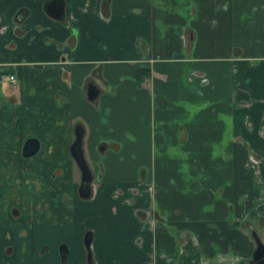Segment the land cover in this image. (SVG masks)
<instances>
[{
    "label": "crops",
    "instance_id": "obj_1",
    "mask_svg": "<svg viewBox=\"0 0 264 264\" xmlns=\"http://www.w3.org/2000/svg\"><path fill=\"white\" fill-rule=\"evenodd\" d=\"M47 1L0 0V264H247L264 0H62L59 18Z\"/></svg>",
    "mask_w": 264,
    "mask_h": 264
},
{
    "label": "water",
    "instance_id": "obj_2",
    "mask_svg": "<svg viewBox=\"0 0 264 264\" xmlns=\"http://www.w3.org/2000/svg\"><path fill=\"white\" fill-rule=\"evenodd\" d=\"M62 0H48L45 3V11L54 17L59 18L62 15ZM93 88L89 90V95L93 93ZM74 138L69 145V152L79 169L80 179L77 187V191L80 196L87 197L89 195V182L91 180V172L85 160V157L81 148V138H82V127L79 124L74 126ZM38 148V142L34 138H27L21 148V154L23 156H29L35 153ZM249 236L254 241V248L251 252V256L247 264H264V243L260 240L254 229L249 230ZM90 232L86 231L83 237V243L85 247L88 248L90 242ZM89 256V252H87Z\"/></svg>",
    "mask_w": 264,
    "mask_h": 264
},
{
    "label": "flooded vegetation",
    "instance_id": "obj_3",
    "mask_svg": "<svg viewBox=\"0 0 264 264\" xmlns=\"http://www.w3.org/2000/svg\"><path fill=\"white\" fill-rule=\"evenodd\" d=\"M4 75V73H2V71H1V74H0V78L2 77ZM9 75H11L12 76V79L10 80V79H8V80H10V81H14V76L12 75V74H8V76ZM8 76H7V78H8ZM78 168V167H77ZM79 170V169H78ZM90 170V169H89ZM91 172V171H90ZM79 174H80V172H79ZM79 179H80V177H79ZM91 180H92V174H91ZM91 180H90V182H89V190H90V192H91ZM78 192V191H77ZM90 192H89V195H90ZM79 194V193H78ZM88 195V196H89ZM80 196V195H79ZM87 196V197H88ZM82 197V196H81ZM87 197H82V198H87ZM87 231V230H86ZM87 248V247H86ZM87 252H89L88 250H87ZM86 255H87V253H86ZM89 257H90V254H89V256L87 255V258L89 259Z\"/></svg>",
    "mask_w": 264,
    "mask_h": 264
},
{
    "label": "rangeland",
    "instance_id": "obj_4",
    "mask_svg": "<svg viewBox=\"0 0 264 264\" xmlns=\"http://www.w3.org/2000/svg\"><path fill=\"white\" fill-rule=\"evenodd\" d=\"M66 228H73V224H67Z\"/></svg>",
    "mask_w": 264,
    "mask_h": 264
},
{
    "label": "trees",
    "instance_id": "obj_5",
    "mask_svg": "<svg viewBox=\"0 0 264 264\" xmlns=\"http://www.w3.org/2000/svg\"><path fill=\"white\" fill-rule=\"evenodd\" d=\"M7 71V69H2V73H5Z\"/></svg>",
    "mask_w": 264,
    "mask_h": 264
},
{
    "label": "built area",
    "instance_id": "obj_6",
    "mask_svg": "<svg viewBox=\"0 0 264 264\" xmlns=\"http://www.w3.org/2000/svg\"><path fill=\"white\" fill-rule=\"evenodd\" d=\"M8 79H10V80H11V79H12V76H11V75H9V76H8Z\"/></svg>",
    "mask_w": 264,
    "mask_h": 264
}]
</instances>
